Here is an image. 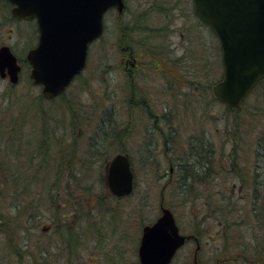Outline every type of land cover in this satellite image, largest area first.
Listing matches in <instances>:
<instances>
[{
	"label": "rangeland",
	"instance_id": "rangeland-1",
	"mask_svg": "<svg viewBox=\"0 0 264 264\" xmlns=\"http://www.w3.org/2000/svg\"><path fill=\"white\" fill-rule=\"evenodd\" d=\"M191 1L125 0L121 15L116 9L108 10L102 36L89 45L84 70L62 97L38 100L41 86L32 82L25 63L18 83L0 78V264H124L122 259L131 264L135 260L142 226L135 224L138 233L123 241L122 219L136 218L144 224L154 221L161 211L155 177L144 176L139 157L145 105L175 110L170 124L182 136L190 129L200 133L203 127L219 128L220 137H226V154L232 149L236 169L231 175L227 160L228 196L240 170L237 164L252 169L257 162L262 173L264 89L249 93L239 108H227L226 123L221 119L224 109L210 93L223 73L220 43L211 28L198 24ZM2 15L0 44H8L23 58L35 42L34 27L9 21L5 7ZM125 42L132 45L131 52L123 49ZM127 58L136 63L129 75L124 70ZM205 98V113V108L200 111L198 104L190 103L193 99L206 102ZM211 132L218 143L219 136ZM125 148L131 153L135 186L130 195L116 197L103 177L111 156ZM65 153L72 160L67 169L60 167ZM58 174L64 185L59 189L49 182ZM74 176L79 177L77 181ZM260 179L259 192L249 194L242 193L249 190L239 189L242 183L236 182L233 197H243L237 199V206L244 209L246 221L260 222L255 224L252 246L264 256V179ZM171 187L162 194L163 205L176 213L185 233L196 232L188 198L194 195L203 201L204 193L198 191L203 186L195 185L194 194ZM238 232L244 237L250 233ZM196 233L203 236L201 231ZM211 233H206L208 238H214ZM214 242L218 244L217 239ZM194 248V243L184 246L172 264H192ZM205 248L197 255L208 261Z\"/></svg>",
	"mask_w": 264,
	"mask_h": 264
},
{
	"label": "water",
	"instance_id": "water-1",
	"mask_svg": "<svg viewBox=\"0 0 264 264\" xmlns=\"http://www.w3.org/2000/svg\"><path fill=\"white\" fill-rule=\"evenodd\" d=\"M14 15L36 16L39 41L27 53L30 77L41 84L46 98L58 95L84 67L88 44L101 36L103 15L114 6L121 13L123 0H10ZM195 14L207 23L221 48L223 73L211 89L230 108L240 106L264 77V0H193ZM20 65L8 45L0 47V77L19 80ZM106 182L115 196L128 195L134 174L127 154L117 152L106 166ZM186 236L179 232L170 209L143 227L140 264H169ZM193 264H200L196 255Z\"/></svg>",
	"mask_w": 264,
	"mask_h": 264
},
{
	"label": "flooded vegetation",
	"instance_id": "flooded-vegetation-1",
	"mask_svg": "<svg viewBox=\"0 0 264 264\" xmlns=\"http://www.w3.org/2000/svg\"><path fill=\"white\" fill-rule=\"evenodd\" d=\"M191 2H192V13L198 20V24L201 27L204 26L205 28L207 27L210 30L209 25L204 21H202L195 14L193 7V0ZM15 6L16 4L11 2L10 0H0V24L2 22V17H3L2 10L5 7L7 11V19L9 21L18 24L20 22L31 23L32 27H34L33 30H35V37L34 35L32 36V39L35 40V42H33L31 47L26 51L25 56L22 58L14 54L17 58L18 64L20 65V72H19V79H20L21 72L24 69V63L27 65L29 69V76H30L31 65L27 59V53L29 50L35 48L38 44L39 28H38L36 16L30 18H24L14 15L13 7ZM125 8H126V2L124 0V10ZM110 9H116V8L110 7L108 10ZM124 10L121 13L117 12L118 16L121 15L124 12ZM9 31L13 33L14 29L10 28ZM11 33L8 34L5 40L11 37ZM2 45H8V44L1 43L0 47ZM131 48L132 45L125 42V46H123V49H129L131 52ZM10 50L12 51L11 48ZM133 59L130 60L129 58H127L125 60L124 70L125 71L127 70L128 75L134 69L133 67L136 64L134 63ZM86 63H87V58H86ZM84 68L82 69V71L84 70ZM76 76H74L72 81L76 78ZM7 77L8 75L0 78H7ZM65 90L63 92H65ZM210 93L213 95L212 89ZM212 98L222 105L224 111L221 115V119L226 123L225 114H226V109L229 107L224 102L216 98L214 95ZM194 102L195 104H198V106L200 107V111L202 108H205L203 112L205 113L206 111L205 104L208 102V100L206 99V102H203L202 100L196 101L195 99L190 101L192 105H195ZM144 109L145 110L143 111V115H142V121H144V123L142 125V131L140 135L143 144H141L139 147V150L142 152V155L139 157L140 160H142V164H143L142 169L144 172V176L153 175L155 177L154 189L156 192H159L161 194V200L159 202V207L161 209L160 214L162 213V207H164L162 194L163 192L169 191V187H171V185H173V187L171 188L173 190H177V192L180 193L191 192L193 194L195 193L194 192L195 185L201 184L203 186L201 190H198L199 192L202 191L204 193V194L202 193L203 201L200 202L198 199L199 197L196 198L197 196L194 195H191L188 198L190 199L189 200L190 216H191L190 219H193L192 222L197 227L196 232L201 231L203 236L200 237L196 232L193 231L185 233L180 226L176 213L170 207H168L172 211L175 217V221L178 226L179 232L186 236L185 243L177 250L175 257L179 255L180 250H182L184 246L190 243H194L195 248L192 253V264L194 263L193 262L194 255L195 254L197 255L198 251L201 249L202 246L207 247L205 248V251L207 252L208 261L206 260L204 261L203 259L198 258L197 255V260L200 264H264V256L260 255L259 252L256 250V248L253 249L252 246V244H255L253 240L256 241V233L254 231L256 226L260 225V222L256 221L255 224L258 225H255L253 224L252 221L251 222H248V220L246 221V219L243 217L246 216V214L245 213L243 214L242 212V210L244 209L240 205L239 207L241 209H239L237 206L238 200L243 197L242 196L238 197L237 198L238 200L235 199L237 196L233 197V194L235 193L236 182L242 183L241 185L238 186L239 189L245 188L249 190V191L245 190L242 193L249 194V193L259 192V187H260L259 185L262 184L260 178L263 177L264 179V168L262 170V173H259L258 171L259 164L257 162L253 163L252 169L250 168L247 169L242 166L240 167L237 164L240 170L237 172L235 177H233L235 181H233V188L231 189V192L228 196L225 191L226 182H227V160H230L229 167H230L231 175L233 173L232 170L233 169L236 170V169L233 167V163H232V158H231V156L233 155L232 149L230 151V154H226L225 151L226 137L225 135L222 138L220 137L221 132L219 128L211 126L212 127L211 129V127L208 126L207 129L206 127H203V130H201L200 133H197L193 129H190L186 132L185 135L182 136V133L178 132L179 128L170 124L171 120L173 119V117H175V113H176L175 110L173 111L170 109V106H166L165 108H163L165 109V111L162 110L160 111L158 110V107H154L148 104L147 106L146 105L144 106ZM171 113L173 115H171ZM189 118L191 117L189 116ZM211 130H213V132L217 133V136H219L218 143L217 140L214 137H212L213 133L211 132ZM125 131H126L125 133L126 136L127 129ZM124 153L127 154V156L129 157L132 168L130 150L125 148ZM261 156L263 157L264 155L261 154ZM162 160H165L163 164H162ZM165 177L167 179L162 184H159V182L163 180ZM146 180L147 177L145 179V182H147ZM211 189L214 190L211 191ZM248 202L249 200L245 201V203ZM250 204L253 205L251 206V209H254L255 203L253 201H250ZM232 213H236L237 217L236 218L230 217ZM201 214L202 216L200 217ZM159 215L155 218V220L159 217ZM256 219H258V217H256L255 220ZM130 220H133V222L131 223ZM122 221H124V227L122 229L123 231H125L124 234L126 233V237L123 238V241L127 237L131 238V234L136 235L138 233V227L136 225L142 226L140 230L138 242L135 248L136 250L134 253L135 260L131 263V264H140L138 257V249H139L143 227L146 224H151L154 221L140 224V221L137 222L136 218H131V217H124ZM130 224L131 225L136 224V225L134 227V226H129ZM242 226H245L246 228L248 227L247 230L250 231L247 237H244L241 233L238 232L239 230L247 232V230L242 229ZM210 232H212L211 235H213L214 238L216 237L215 239L218 240V244H215L214 238H208L206 233L210 234ZM237 236H240V238L231 240L233 238H237ZM202 237L204 238V240L201 243ZM227 238H229V240L231 241L228 242ZM208 240L213 241L212 242L213 244H211ZM231 247H238V248L231 249ZM175 257L172 259L171 263H173ZM122 261L124 264H130V262H127V260L125 259H122Z\"/></svg>",
	"mask_w": 264,
	"mask_h": 264
},
{
	"label": "trees",
	"instance_id": "trees-1",
	"mask_svg": "<svg viewBox=\"0 0 264 264\" xmlns=\"http://www.w3.org/2000/svg\"><path fill=\"white\" fill-rule=\"evenodd\" d=\"M124 28H127L126 26H124L122 29H124ZM259 87H262L263 89H264V78H262L258 83H257V85L253 88V90L250 92V93H252V92H254V91H256V89L257 88H259ZM64 93L65 92H61L58 96H60V97H62L63 95H64ZM37 99L38 100H43V99H45L41 94H39L38 96H37ZM38 103V105H41L40 104V102L38 101L37 102ZM41 108H42V106H40ZM44 122V121H43ZM44 129V128H43ZM11 134V133H10ZM42 134V136L44 135L43 133H41ZM13 135V134H12ZM11 135V136H12ZM102 136H105V135H102ZM45 138H47V135L45 136ZM41 144H42V146H43V144L44 143H42L41 142ZM124 152V151H123ZM38 153H42V149H40L39 150V152ZM61 154V153H60ZM63 158H64V160H60V167H62V168H65V169H67L69 166H70V164H71V162H72V160H71V157H69V158H67V154L65 153V155L64 156H62ZM57 163H59V159H57ZM57 166H59V165H57ZM59 176H60V178H62L61 177V174H59ZM102 178V177H101ZM105 179V176L103 177V180ZM59 189V188H58ZM91 195L93 196V193L91 192ZM64 215H67V214H65L64 213ZM68 216H69V214H68ZM174 262V261H173ZM172 264V263H171Z\"/></svg>",
	"mask_w": 264,
	"mask_h": 264
},
{
	"label": "bare ground",
	"instance_id": "bare-ground-1",
	"mask_svg": "<svg viewBox=\"0 0 264 264\" xmlns=\"http://www.w3.org/2000/svg\"><path fill=\"white\" fill-rule=\"evenodd\" d=\"M107 11V10H106ZM9 31V30H8ZM75 76V75H74ZM74 78V77H73ZM72 81V80H71ZM71 81L68 83V85L71 83ZM67 85V86H68ZM66 89V88H65ZM59 159V158H58ZM60 159L61 160H64V158L61 156L60 157ZM74 178V180L75 181H77L78 180V178L76 177V176H74L73 177ZM50 183H51V186H54V187H57V188H59V187H62V186H64L63 185V183H62V179L60 178V176H59V174L56 176V177H54L53 178V180L52 181H49ZM132 193V192H131ZM130 193V194H131ZM183 193H185V192H183ZM130 194H128V195H130ZM114 195V194H113ZM128 195H124V196H118V197H125V196H128ZM100 229V228H99ZM102 230V229H101ZM95 231V230H94Z\"/></svg>",
	"mask_w": 264,
	"mask_h": 264
}]
</instances>
